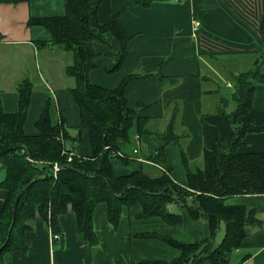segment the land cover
I'll return each instance as SVG.
<instances>
[{
    "label": "crops",
    "instance_id": "obj_1",
    "mask_svg": "<svg viewBox=\"0 0 264 264\" xmlns=\"http://www.w3.org/2000/svg\"><path fill=\"white\" fill-rule=\"evenodd\" d=\"M65 2L0 3V110L7 114L18 112V85L28 80L32 94L24 132L37 133L36 123L49 101L52 124H61V118L64 120L68 137L61 136V139L65 149L89 158L92 155L90 131L82 126L80 109L71 92L76 82L67 74V68L73 64V54L49 46L52 40L49 30L30 24L32 19L64 15ZM119 13H122L120 23L131 37L127 56L115 69L114 53L118 44L110 33L102 34V40L92 43L95 53L103 56L89 72V80L94 85L115 89L126 76L139 75L126 85L125 95L131 109L149 118L147 129L150 132L138 135V140L137 134L133 137L134 146L128 150V166L118 160L113 162L118 175L136 170H143L151 177L161 175L164 169L150 159L163 147L167 164L173 168L171 176L179 185L186 186L187 168L196 171L204 167V149H211L219 138L233 140L234 125L230 114L237 104L231 109L228 101L224 106L225 98L217 81L223 79V67L216 60L222 57L229 77L230 73L246 71L242 70L245 67L256 71L251 109L236 124L245 119L261 129L246 134L241 152L264 153V0H104L97 11L99 23L107 24L111 16ZM195 19L201 23L198 29L194 26ZM66 59L72 60V64L64 62ZM35 84L40 89L34 92ZM53 85L55 92L51 88ZM226 86L230 87V83ZM51 92L53 102L49 98ZM176 109L173 131L181 139L179 143H166L156 133L166 131ZM135 148H138L136 154ZM198 164L202 165L192 168ZM150 169L159 173L153 176ZM5 178L6 171L0 168V183ZM5 198L6 192L0 188V209ZM225 204L244 205L255 211L258 220L247 226L248 234L240 247L230 254L229 263L264 264V194L230 197ZM168 209L171 213L186 215L185 225H173L158 216L142 218L141 206L134 205L123 209L119 224L114 228L108 221L106 205L99 203L93 216L99 240L95 247L80 239L71 205L58 217L62 244L56 247L51 231L36 213L32 229L25 234L27 252L5 255L4 264L172 261L181 255L179 249L158 238L142 235L157 234L190 244L208 238L211 232L205 217L193 219L182 206L171 205ZM222 225L214 234L217 244L224 237L218 238Z\"/></svg>",
    "mask_w": 264,
    "mask_h": 264
},
{
    "label": "trees",
    "instance_id": "obj_2",
    "mask_svg": "<svg viewBox=\"0 0 264 264\" xmlns=\"http://www.w3.org/2000/svg\"><path fill=\"white\" fill-rule=\"evenodd\" d=\"M26 1L29 0H0V3ZM103 1L66 0L64 15L30 20V24L49 30L52 35L49 46L73 54V64L67 68V74L76 82L71 92L80 109L82 126L90 131L92 155L88 158L74 153L68 160L64 152L71 150H66L60 139L68 137L65 123L61 118V124H52L49 101L36 123L37 133L24 132L32 86L28 80L22 81L18 85V112L7 114L0 110V168L6 171V178L0 183V188L6 192L0 209V264H4L7 254L27 252L25 234L32 229L36 213L52 233L60 234L58 217L67 212L69 205L76 215L80 239L91 247L97 246L99 240L93 216L99 203L106 205L108 221L114 228L119 224L123 209L134 205L141 206L142 218L158 216L177 226L185 225L186 215L171 213L168 209L171 205L184 207L193 219L205 217L208 220L211 235L195 243H181L157 234L142 235L166 242L179 249L181 255L172 261L143 260L134 264H199L202 261L230 264V254L240 247L248 234L247 226L258 220L254 210L244 205H226L225 200L238 195L264 194V153L240 150L246 134L261 129L245 119L236 124L251 109L256 71L230 73L234 83L233 100L237 103L230 114L234 138L231 141L219 138L211 149H204V167L196 171L187 168L186 186L182 187L171 176L172 167L167 164L163 147L150 159L164 169L161 175L151 177L143 170L118 175L113 162L118 160L124 166L129 165L128 150L134 146L133 137L150 132L147 129L149 118L131 109L125 95L126 85L139 75L126 76L115 89L94 85L89 80V72L103 56L95 53L94 41L102 40L104 33L115 38L118 44L114 53L116 69L126 58L131 40L120 23L122 13L111 16L107 24L99 23L97 11ZM227 105L225 98L224 106ZM176 114L177 109L166 131L156 133L166 143H179L181 139L173 131ZM55 164L60 167L58 171L54 170ZM221 223L225 234L217 244L214 234ZM57 243L62 244V240L53 241Z\"/></svg>",
    "mask_w": 264,
    "mask_h": 264
},
{
    "label": "rangeland",
    "instance_id": "obj_3",
    "mask_svg": "<svg viewBox=\"0 0 264 264\" xmlns=\"http://www.w3.org/2000/svg\"><path fill=\"white\" fill-rule=\"evenodd\" d=\"M69 55H72V53H70ZM69 57V56H68ZM222 59L224 60V57H222ZM222 59L221 58H216V60L218 61V63L220 64V65H222V67H223V71H221L222 72V80H219V79H217V81L219 82V85L221 86V89H222V92H223V97L224 98H226L228 101H229V104H230V108L232 109V108H234L235 106H234V104H237L236 103V101H234L233 99H232V97H233V87H234V83H233V81H232V79L229 77V75H228V72H227V69H225V63L222 61ZM256 61V60H255ZM64 62H68L67 64H72V60H69V59H66ZM255 63V62H254ZM61 66V65H60ZM218 67H221V66H218ZM242 70H247V67H245V68H243ZM58 74H59V71L57 72ZM218 73V72H217ZM219 77H220V75H218ZM49 78V77H48ZM221 78V77H220ZM227 83H230V87H227L226 85H227ZM50 84V83H49ZM36 85V84H35ZM37 86V85H36ZM208 87H210V85H207ZM49 87V85L47 86V88ZM51 88L53 89V91L55 92L56 91V87L53 85V86H51ZM40 88L37 86V87H35L34 88V92L35 91H38ZM55 94V93H54ZM52 97H53V94H52V92H51V95H49V98H51V100H52V102H53V99H52ZM54 119V118H53ZM72 130H76V129H72ZM164 130V129H163ZM162 130V131H163ZM161 132V131H160ZM61 139V138H60ZM61 141H63V139H61ZM184 145V144H183ZM178 147H179V145H177ZM66 147H69V143H68V141H66ZM179 149H180V147H179ZM71 153H74V151L73 150H71ZM200 165H202V164H198V165H196L195 167H192L193 169H195V168H198ZM60 168V167H59ZM172 171H173V168H172ZM150 174L151 175H156L157 173H159V171L158 170H156V169H150ZM174 172H176V170H175V167H174ZM183 187V186H182ZM189 202H191V200L189 199L188 200ZM175 212H178V211H175ZM222 236H224V224L222 225V229H221V231L219 232V236H218V238H220V237H222ZM61 244L60 243H57L56 245H55V247L56 246H60Z\"/></svg>",
    "mask_w": 264,
    "mask_h": 264
},
{
    "label": "built area",
    "instance_id": "obj_4",
    "mask_svg": "<svg viewBox=\"0 0 264 264\" xmlns=\"http://www.w3.org/2000/svg\"><path fill=\"white\" fill-rule=\"evenodd\" d=\"M193 22H194L195 29H198L199 26L201 25V23H200L198 20H196V19H195ZM138 139H139V136L137 135V136H136V140H138ZM64 153H67V154H68V160H69V161L72 159L73 154H74V153H71V152H70V153H69V152H64ZM134 153H135V154L138 153V148H135V149H134ZM54 170H55V171H58V170H59V166H58L57 164L54 165ZM51 236H52L53 241H54V240H59V239H61V235H60V234H55V233H52V232H51Z\"/></svg>",
    "mask_w": 264,
    "mask_h": 264
},
{
    "label": "water",
    "instance_id": "obj_5",
    "mask_svg": "<svg viewBox=\"0 0 264 264\" xmlns=\"http://www.w3.org/2000/svg\"><path fill=\"white\" fill-rule=\"evenodd\" d=\"M256 62H258V59L256 60ZM40 174H42L41 172H40ZM18 200H19V197L16 199V201H15V204H14V209H13V218H15L16 217V211H17V204H18ZM11 231V230H10Z\"/></svg>",
    "mask_w": 264,
    "mask_h": 264
}]
</instances>
